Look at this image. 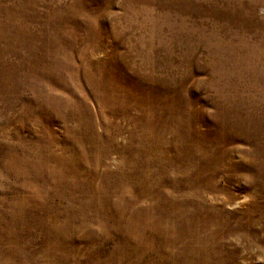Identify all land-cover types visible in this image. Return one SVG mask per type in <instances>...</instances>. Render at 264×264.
Segmentation results:
<instances>
[{
    "label": "rangeland",
    "instance_id": "obj_1",
    "mask_svg": "<svg viewBox=\"0 0 264 264\" xmlns=\"http://www.w3.org/2000/svg\"><path fill=\"white\" fill-rule=\"evenodd\" d=\"M0 264H264V0H0Z\"/></svg>",
    "mask_w": 264,
    "mask_h": 264
}]
</instances>
